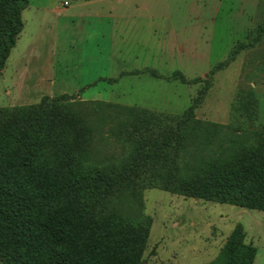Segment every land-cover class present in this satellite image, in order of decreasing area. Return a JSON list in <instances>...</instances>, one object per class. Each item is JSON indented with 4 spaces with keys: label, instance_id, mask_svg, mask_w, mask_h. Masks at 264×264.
Masks as SVG:
<instances>
[{
    "label": "rangeland",
    "instance_id": "1",
    "mask_svg": "<svg viewBox=\"0 0 264 264\" xmlns=\"http://www.w3.org/2000/svg\"><path fill=\"white\" fill-rule=\"evenodd\" d=\"M76 5L29 0L25 31L0 74V110L71 105L75 119L93 128L91 162L98 165L120 154L113 132L127 108L182 115L198 102L196 119L225 126L209 157L227 163L264 141V0L107 1L85 8L90 17L78 25L71 18ZM110 11L111 32L103 17ZM252 40L212 74L237 44ZM23 57L34 63L31 69ZM145 217L152 228L142 264H209L239 229L245 244L258 249L254 264H264V212L157 189L116 201L104 215L110 235L103 244L128 240L131 226ZM78 236L89 240L85 230Z\"/></svg>",
    "mask_w": 264,
    "mask_h": 264
},
{
    "label": "trees",
    "instance_id": "2",
    "mask_svg": "<svg viewBox=\"0 0 264 264\" xmlns=\"http://www.w3.org/2000/svg\"><path fill=\"white\" fill-rule=\"evenodd\" d=\"M29 0H0V74L24 31ZM250 44H237L212 74L230 66ZM182 115L127 108L113 132L119 153L91 162L93 128L71 105L47 102L0 110V257L4 264H142L152 220L130 238L108 239L104 215L116 201L147 190L264 212V141L230 163L209 157L225 126ZM87 231L88 242L79 238ZM236 230L209 264H254L258 249Z\"/></svg>",
    "mask_w": 264,
    "mask_h": 264
},
{
    "label": "crops",
    "instance_id": "3",
    "mask_svg": "<svg viewBox=\"0 0 264 264\" xmlns=\"http://www.w3.org/2000/svg\"><path fill=\"white\" fill-rule=\"evenodd\" d=\"M77 1V3H78V5H76V15H71V18L73 19V18H76V20H77V22H76V24L78 25V22L80 21V20H82V19H85L86 17H90V15L89 14H87V13H85L83 10H85V8H88V7H90V6H92V5H95V4H104V3H106L107 1H111V2H113V1H115V0H98V1H96V0H76ZM81 1H83V2H81ZM66 3H68V2H66ZM70 4L68 3V6H65L64 8V12H67L70 8ZM28 9H30V7L28 8ZM28 9L24 12V14L28 11ZM108 12V11H107ZM99 16L100 17H97V14L94 16V17H96L95 19H97V18H99V22L101 23L102 22V19H103V17L104 18H107L109 21H110V24H111V27H110V32L112 31V26H113V23L116 21V18H115V15H114V13L112 12V11H110L109 12V14H108V17H106L104 14H103V17L101 16V14H99ZM24 31H25V28H24ZM24 31H23V33H24ZM22 33V34H23ZM22 34H21V36H22ZM21 36H20V38H21ZM19 42V41H18ZM18 44V43H17ZM16 47H17V45H16ZM16 47L12 50V52H11V55H12V53H13V51H15V49H16ZM10 55V56H11ZM32 58H34V57H32ZM10 59V58H9ZM28 58H26V57H23L22 59H21V61H23L24 62V65H25V68H27L28 67V69H31L32 68V66H34V63L33 62H31V63H28L26 60H27ZM46 61H44V56L42 55V54H40V56H39V58H38V60H37V63H39V65H40V67H41V72H40V74L38 75L39 76V78H40V80H41V77L43 76V74L45 73V66H46V63H45ZM8 63V62H7ZM6 67H7V65H6ZM55 68V67H54ZM6 69V68H5ZM47 70V69H46ZM54 69L53 70H51V75L53 74V75H55V73H54ZM45 78V77H44Z\"/></svg>",
    "mask_w": 264,
    "mask_h": 264
},
{
    "label": "built area",
    "instance_id": "4",
    "mask_svg": "<svg viewBox=\"0 0 264 264\" xmlns=\"http://www.w3.org/2000/svg\"><path fill=\"white\" fill-rule=\"evenodd\" d=\"M66 6H68V3H66Z\"/></svg>",
    "mask_w": 264,
    "mask_h": 264
}]
</instances>
